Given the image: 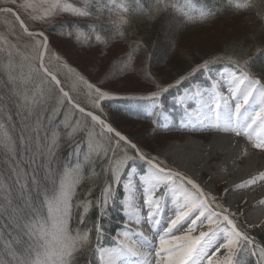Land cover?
Segmentation results:
<instances>
[{"label": "trees", "instance_id": "obj_1", "mask_svg": "<svg viewBox=\"0 0 264 264\" xmlns=\"http://www.w3.org/2000/svg\"><path fill=\"white\" fill-rule=\"evenodd\" d=\"M179 2L183 3L184 0H179ZM225 2L226 0H191L195 8L222 9L213 19L206 22H187L172 9L160 13L152 21L146 16H134L131 25L126 29L127 41L115 39L107 48L96 43H93L91 47L81 45L74 38L61 34L68 30L66 27L68 24H77L86 31L87 25L92 22L87 19L77 20L64 14L48 23H42L30 22L27 15L22 12L21 17L30 30H40L49 36V51L44 61L45 65L57 76L62 88L69 93L73 102L99 115L149 157H156L157 154L153 150L162 147L163 141L182 140L187 133L180 130L177 123L174 127L162 129L159 122V109L153 116H148L132 108V99L147 97L156 90L153 80L165 86L170 83L174 84L177 79L190 72L195 65L201 63L202 59L228 55L235 45L251 50L252 59L249 70L254 76L264 80V52L256 54L257 47H264V20L257 15L258 10H264V0H257L258 8L239 12L227 8ZM140 3L145 9L154 8L156 0H140ZM12 7L15 9L14 5ZM250 14L254 15L253 22L240 29L237 22H241L244 16ZM96 23L105 28L113 27L108 22L107 14ZM0 36L5 37L9 42L8 45L0 42V48L4 49L0 51V124L3 125V131L11 138L10 145L13 147V151H9L8 147L0 144V181L5 186V191L0 194L7 195V205L0 200V260L10 263L12 259L6 243L11 242L12 248L16 251L23 249L25 244L15 235L14 230L18 226L21 228L23 221L28 219H23L22 216V220L17 221L24 211L17 214L18 217L15 215L10 217V214L17 213L21 202H26L33 209L38 210L41 216L46 215L47 208L43 204L45 196H53L65 167L72 165V153L88 142L89 131L97 129L98 125L88 116L71 107L65 98L61 103V93L49 77L41 71H35L37 67L33 70L28 67L23 68L19 79H10L3 63L21 60L27 66L29 59L25 57L33 54L31 46L35 41L20 29L18 23L10 15L7 17L0 15ZM195 36L200 37L196 39ZM137 40H142L143 46L132 52L130 45L134 46ZM12 44L16 46L14 49L10 48ZM9 50L12 51L11 56L8 55ZM130 52L133 56L131 68L120 72L114 71L116 65L127 60ZM52 53L59 56L61 60L57 61ZM64 64L68 67H64ZM212 65L209 66L210 71L216 72L225 67L233 68L226 60ZM54 68L57 71H54ZM210 71L197 72L179 85L170 88L160 98L159 105L167 112L174 110L171 99L176 98L192 85L204 82ZM77 74L101 90L110 93L111 98L100 101L99 108L95 107L94 94L89 95V89L78 80ZM37 90L43 92V99L37 95L38 103L26 104L25 94L31 97ZM154 120L158 124L154 125ZM77 121L80 126L73 132L72 128ZM124 121L139 124L141 127L130 133L127 130L130 131L132 127ZM104 133L109 138L107 145L98 149L97 153L92 154L81 165L83 179L76 188L74 202L98 201L101 199L106 183H112L110 162H114L122 154V149L114 146V143L120 144L127 148L131 155H135L133 149L116 138H111L106 132ZM210 135L211 132L202 133L205 140L209 139ZM54 136L56 144L49 154L48 149L52 145ZM0 139H3L2 134H0ZM152 141H157L156 145ZM135 162L139 163L137 160ZM137 166L135 167L137 173L144 174L147 164L145 167L138 164ZM131 167L132 164L128 166L125 174L131 170ZM18 180L19 183H17ZM124 180L122 176L117 187L112 184L115 195L104 217L101 218L99 210L92 207L85 217L86 223L78 224V213L83 211L81 208L76 210L71 226L92 228L93 222L99 220L104 232L101 245L106 247L113 244V237L124 222L121 214L122 182ZM21 184H26V187L22 189ZM4 206H8V211L4 209ZM238 228L247 232L256 243L264 245V226L247 229L245 226L238 225ZM92 236L95 244L94 232ZM15 239L21 242L17 243ZM238 259L241 260V264H255V259L250 256L245 257L241 254ZM78 264H87V257L80 256ZM93 264H98L97 257Z\"/></svg>", "mask_w": 264, "mask_h": 264}, {"label": "snow or ice", "instance_id": "obj_2", "mask_svg": "<svg viewBox=\"0 0 264 264\" xmlns=\"http://www.w3.org/2000/svg\"><path fill=\"white\" fill-rule=\"evenodd\" d=\"M13 5L15 9L12 7ZM225 6L236 12L259 7L257 0H226ZM169 9L181 15L187 22L210 21L218 11L222 10L205 7L194 8L191 0H184L183 3H180L179 0H156L154 8L148 9L143 7L140 0H0V15L14 17L15 21L19 23L20 29L35 41L33 46L35 54L25 58L37 60L39 67L35 71H43L45 76L50 77L57 86L61 82L44 62L49 51L47 37L43 32L34 33L30 30L25 20L22 19L21 12L32 21L42 23H48L64 14L77 20L92 21L87 25L86 31L77 24H68L66 26L68 30L61 34L74 38L81 45L91 47L93 43H96L107 48L115 39L127 41L126 29L131 25L134 16H146L148 20L152 21L160 13L167 12ZM105 14H107L108 22L113 26L112 28H105L96 23ZM257 15L261 20H264V10H258ZM0 42L5 45L9 43L3 36H0ZM142 46V40L135 41L134 46L130 45L132 52ZM15 47L14 44L10 46L11 49ZM237 49L239 50L237 51ZM0 51H4V49L0 48ZM250 51V49L246 50L235 45L233 51L228 55L202 59L201 63L177 79L174 84L170 83L165 86L153 80L156 90L147 97H138V99L151 100L153 108L159 107L160 98L170 88L179 85L197 72H208L210 65L226 60L233 68L226 69V77L223 73L220 75L221 80L226 79L227 81L229 95H223L220 91L221 80L216 79H213L210 88L204 91L197 88L194 93L190 94L186 89L185 95L178 97V101L184 104L187 100L195 98L200 107L196 111L188 112L189 119L184 127L199 124L218 131L232 132L237 136H244L252 148L264 151V135H261V131H264V80L257 78L249 70L252 59ZM262 52H264V47L256 48V54ZM8 55H12L11 50L8 51ZM52 56L57 61L61 60L55 53H52ZM132 59L133 56L130 52L127 60L116 65L114 71L130 69ZM64 67L67 68V64H64ZM147 75L150 76L151 73H147ZM77 77L89 89V95L94 94L95 107L99 108L100 101L111 98L110 93L89 83L78 74ZM59 90L62 93L61 103H63V98H68V102L72 103L69 93L63 88ZM37 95L43 99V92L39 90L33 92L31 97L25 94L26 104L38 103ZM230 101H234V104ZM256 105H259L258 110ZM74 107L79 106L74 105ZM205 109L207 111H204ZM79 111L85 113L84 108H79ZM185 111L187 112V108ZM86 115L90 116L93 122L99 123L102 129H106L108 133L114 132L119 141L135 149V155H128L125 152L122 158L110 162L112 183H106L101 199L95 202L91 200L74 202L76 188L83 179L81 166L77 162L74 167H65L53 196H45L43 204L47 208V216H41L39 211L34 209L33 218L23 225L24 235L28 237L26 246L21 251H16L12 248L11 242L6 243L13 264H78L80 256L87 257V264H93L96 257H98L99 264H129L130 258L134 257L142 258L143 264H241V260L238 259L241 254L245 257H254L255 264H264V245L256 243L247 232L240 230L236 222L230 218L232 214L229 213V210L215 204L214 197L205 194L192 179L168 169L164 166V161H159L155 156L146 155L126 136L115 131L97 115L92 112H87ZM153 124L156 125L158 122L154 120ZM79 126V121H77L72 131L75 132ZM164 126L166 127V125ZM0 134L3 136V139H0V144H4L9 148V151H13V147L10 145L11 138L3 131L2 124H0ZM88 136L90 152L102 148L99 143L93 144L94 133L92 131H89ZM55 144L54 136L52 145L48 149L49 154ZM137 157L148 165L147 174L140 177L144 185L146 217L142 216L140 209L135 207L131 195L126 197L123 201L127 217L125 229L117 234L114 246L104 247L101 245L104 238L103 225L99 220L93 222L92 228H73L71 220L76 214V210L81 208L83 211L78 213V224L86 223L85 217L92 207L99 210L101 218L104 217L107 214V206L115 195L112 184H120L121 175L127 162L134 161ZM87 159L88 157L85 156V160ZM135 172L136 168L131 167L130 172L127 173L128 179L124 183V189L128 193L132 192V176ZM176 177H179V183L176 182ZM258 178L264 180V172L260 173ZM256 179L253 177L246 183H255ZM185 183L191 185V190L185 187ZM20 187L23 189L26 184H21ZM161 187L165 189V192L161 193L160 197H155L156 191ZM3 191H5V186L0 181V192ZM169 193L175 206L174 218L168 221L167 226L163 229V234H160L158 226L161 223L159 219L162 213L161 202ZM4 198L7 199V195ZM143 222L151 226L153 235L158 236V247H153L152 238L139 227L135 229L130 227V225L139 226ZM185 225L186 230L183 234H173L174 230H180ZM93 232L95 233V244L93 243ZM197 232L198 234H196ZM221 234H223L222 237ZM16 242L20 243L21 241L17 239ZM146 247L151 248L154 252V261L149 259L152 252L143 251ZM0 264H4V261L0 260Z\"/></svg>", "mask_w": 264, "mask_h": 264}, {"label": "rangeland", "instance_id": "obj_3", "mask_svg": "<svg viewBox=\"0 0 264 264\" xmlns=\"http://www.w3.org/2000/svg\"><path fill=\"white\" fill-rule=\"evenodd\" d=\"M193 7H194V5H193ZM27 18H28V20L30 22L32 21L28 16H27ZM253 20H254V15H252V14L246 15V16H244L241 19V22L240 21L237 22V24L239 25L238 27L240 29H242V28L250 25L253 22ZM45 34L47 35V33H45ZM163 36L165 37L166 35H163ZM47 37L49 39V36L48 35H47ZM199 37L200 36H195L196 39H199ZM40 39H43V38H40ZM34 43H32V46H31V49H32L31 52L33 54L32 55L28 54L27 57H31V56H33L35 54L34 51H33ZM92 52L95 53L97 51H92ZM45 59H46V56H45ZM3 66H4V69H5V72L8 74V77L10 79H14V78H18L19 79L23 68L27 69V67H28V69L33 70L35 67H37V68L39 67V62L37 60H34V59H29V63L26 66L24 64V62L21 61V60H19L18 62L7 61V62L3 63ZM54 71H57L56 68H54ZM213 79H215V78H212L209 81L208 76H206V78L204 79L205 84H208V82H209V84H210L209 85V88L211 86V82H212ZM22 81H24V80H22ZM132 101L133 102L131 104H132V108L133 109L138 110V111H142V112L146 113L148 116L154 115L153 113H155L157 111V109H159V114H160L159 119H160V122L163 125V126L161 125L162 126V129H167V128L174 127L175 126V123H177L178 124V127L181 128L180 130H182V131H184L186 133H190L191 131L194 133V135H192V136H189V135L188 136H185L182 140H172V141H169V140H166L165 139L166 141H163L162 147L155 148L153 150L157 154L156 157L158 158V160L159 161H164V165L168 169H171V170H173L175 172H179V173L183 174L185 177L190 178L189 177V173H187L179 165H176L175 164V161H173L172 158L166 156L163 153V150L169 144H171L172 142H177V141H179V142H185L188 139L193 138V139H197L199 141H202L203 143H207V141L209 143V141L212 140V137H211V139L205 140L202 137V133H200L199 130H197L195 126L184 127V124L186 123L187 120L185 119L186 116L184 118L181 117L183 110L178 106V102L177 103L176 102H172L171 105H173L174 110L168 112V114H165L163 112L164 110L162 109L161 106L156 107V108H153L152 101L151 100H141V99L134 98V99H132ZM165 111H167V110H165ZM183 119H185L186 121H184ZM124 122H125V124L128 123V125H130L132 127V129H130V131L127 130L130 133H132L133 130H135L136 128L141 127V125H139V124H135V123H132L131 124L130 122H127V121H124ZM96 124L98 125V128L97 129L95 128L92 131L94 133L93 144L95 145L96 143H99L100 145H102V148H103L104 145L108 142L109 138L104 133L106 131H104L102 129V127L98 123H96ZM164 125H166V127ZM101 132L103 134H101ZM107 134L110 135L111 138L114 137L110 133H107ZM235 137H237V136L235 135ZM116 139L119 140L118 138H116ZM162 139L163 138H161V140ZM148 141H150V140H148ZM244 141H246V143L248 145V149L246 150L247 152H244L243 155L239 158V163L242 164V165H244L245 160H246V157H245L246 154L245 153H248V154H252L253 152H255L257 154L259 153L258 150L257 151L256 150L255 151L251 150V149H254V148H252V146L249 145L250 143H249V141L245 137H244ZM88 143H89V140H88V142L83 147H79V148L75 149V151L72 153V155H71V162H72L71 167H74L77 164V162H79V164L81 166L83 163H85L87 161V160H85V156H87L88 158H90L92 154L97 153V150L91 151V152L89 151ZM122 143H124V142H122ZM152 143L155 144V143H157V141H152ZM114 146H118V147H120V149H122L121 156L118 157L115 160H118V159L122 158L123 155L125 154V152H127L128 155H131L128 152L127 148L122 147L120 144L118 145L117 143H114ZM152 149H153V147H152ZM261 153L263 154L262 151H261ZM225 156L226 155H223L222 153H219L218 155H215V157H213L206 164L205 163H202V162H199V161L194 164V167L192 168V170L193 171H197V173H196L197 175L195 174V178L198 181V185L204 191L205 194H207L210 197H214L215 198V204H219L223 208H226V209L229 210V213L232 214L230 218L233 219L236 222L237 226L238 225L245 226L247 229L252 228V227H257V226H253V225H259V226H261L264 221H259L258 222V220L253 215L245 216V214L249 210H254L255 209V206L254 205H251V203L248 202V198L244 196V194H246V192L249 190V189L246 188L247 185H244V186L242 185L240 187H234V189H233L234 191L233 192L239 193V197H231V195H228L227 190L230 187V185L228 183V180L225 179V177H221V175H223V174L222 173H219L218 172V169H217L218 168L217 164H219V162L221 163V161L225 158ZM135 160L139 161V163H137L138 165H140L142 167H145L146 163L145 164H144V162L143 163H140V160L139 159H135ZM135 160L134 161H128L127 162V164H126V166H125V168L123 170V174L121 175V177L123 176V178H125V180L122 182V188H123V192H125V196H126V191L124 189V183L127 182V179H128L127 174H125L126 173L125 171L128 169V166L130 164H132V167H138L137 164H136V162H135ZM7 166L11 169V167H10L9 164H7ZM128 172H130V170ZM147 172H148V167H146V172H145L144 175H146ZM133 175H136L138 178H140L141 176H144V175H138V174H136V172ZM230 175L233 176V174H230ZM175 179H176V182L179 183V177H176ZM114 186L117 187V184H114ZM185 187H187L188 189L191 190V185H187L185 183ZM160 189L162 190L164 188L161 187ZM240 189H241V191H240ZM163 192H165V189L163 190ZM19 195H20V193H19ZM19 195H17V197H21ZM169 195L171 196L170 193H169ZM167 196H168V194H167ZM167 196H165L164 200H162V202H161V204H162V213H161V216L163 217L164 220H166L167 217H169L170 219L171 218H174V211H173L172 207H168V210L166 211V213H164V203L163 202H165V199H166ZM4 197L5 196H3V195L0 194V200L4 204L7 205V199H5ZM124 200H125V197H124L123 201ZM170 200H171L170 202H172V197H171ZM123 201H122V207H123L122 214H124L123 215V217H124V224H122L121 229L119 228L117 230L118 232L116 233V236L114 237V240L117 237V234L118 233H121L125 229L124 227H125V223H126V217H125V211H124ZM109 204H108V206H109ZM7 207L8 206H4V209L6 211H8L7 210ZM213 207H215V205H213ZM33 210L34 209L32 207H30L26 202H21V205L19 206L17 213L16 212H13V214L11 213L10 214V217H12L13 215H15L16 217H18L17 214H21L24 211L23 212L24 214L23 215L21 214V216L17 218V221H19V222L22 220V216H23V219L24 218H28L26 221H23V225H24L25 222H27L28 220L32 219L33 216L35 215V213H34ZM46 216H47V210H46V215H44L43 217H46ZM13 218H15V217H13ZM182 229L180 230V234L179 235L183 234L182 232H184L186 230V225ZM198 231H199V229H198ZM14 232L16 233L15 235L18 238H21V241H23L24 244H25V246H26L27 241H28V237L26 235H24L23 226L21 228H19V226H18L17 228H15ZM17 234H19V235H17ZM196 234H198V232ZM222 236H223V234H221V237ZM15 241H17V239H15ZM115 243L116 242H114V245H115ZM111 246H112V244H111ZM145 250H146V248H145ZM4 264H13V262L11 261L10 263H4ZM98 264H99V260H98Z\"/></svg>", "mask_w": 264, "mask_h": 264}, {"label": "bare ground", "instance_id": "obj_4", "mask_svg": "<svg viewBox=\"0 0 264 264\" xmlns=\"http://www.w3.org/2000/svg\"><path fill=\"white\" fill-rule=\"evenodd\" d=\"M221 73H224L226 77L227 72L223 71ZM220 74L217 75L216 80H221ZM220 91L225 96L229 95L227 91L226 79L221 80ZM230 103L234 104V101H230ZM199 107L200 106L198 105V108ZM258 107L259 105H256L257 110H258ZM247 148L248 146H246V144L243 141L234 139L233 136L230 135L229 133L227 134L224 133L218 136H214V138H212V140L209 141V143L208 142L203 143L202 141H199L193 138H190L185 142H179V141L172 142L163 150V153L166 156L172 158L173 161H175L176 165H179L182 169H184L187 173H189L190 179H192L197 184H198V181L195 178V174L197 173V171L192 170V168L194 167V164L198 161L206 164L213 157H215V155H218L219 153L226 155L225 158L221 161V163L219 162V164H217L218 166L217 169L219 173L223 174L221 175V177H225V179L228 180V183L230 185L228 189V195H231V192L234 191L233 190L234 187H240L242 185L243 186L247 185L246 186L247 189H250V188L256 189V192L255 193L253 192L254 194H250V195L244 194V196L245 197L253 196L254 198L262 197L261 199L262 205L256 206L255 208V211L257 212L256 219L259 222V221H264V180H260L258 178L259 174L264 172V159L260 157L258 154L252 153L251 155L247 157L244 165L240 164L239 158L243 155L244 152H247L246 151ZM230 174H233V176H231ZM253 177L257 178L255 183H252V184L246 183L252 180ZM132 185H133L132 192L131 193L126 192L125 199L126 197L131 195V198H132V201L135 207L139 208L141 211V215L146 217L147 206L144 204V199H145V196L143 194L144 185L141 182L140 178H138L136 175L132 176ZM169 198L171 199V196L168 194V196L165 199V202H163L164 203V213H166V211L168 210V207H172L174 211L175 206L172 202H170L171 200ZM160 221L161 223L159 226L164 225L162 218L160 219ZM130 227L133 229L139 227V229L144 231V233L146 234H149L150 232H152L151 226L147 224L146 222L141 223V225L139 226L130 225ZM177 231L178 230H174L173 234L178 235ZM132 260H135V259L130 258L129 264H133Z\"/></svg>", "mask_w": 264, "mask_h": 264}, {"label": "water", "instance_id": "obj_5", "mask_svg": "<svg viewBox=\"0 0 264 264\" xmlns=\"http://www.w3.org/2000/svg\"><path fill=\"white\" fill-rule=\"evenodd\" d=\"M18 23V22H17ZM18 25H19V23H18ZM34 33H39V32H43V31H40V30H37V31H33ZM44 33V32H43ZM44 35L47 37V35L44 33ZM47 40H48V37H47ZM43 72V71H42ZM50 78V77H49ZM58 79V78H57ZM50 80H51V78H50ZM59 80V79H58ZM54 84H55V82H53ZM55 86L58 88V90L60 89V88H62L61 87V84L59 85V86H57L56 84H55ZM60 91V90H59ZM65 91V90H64ZM61 93V92H60ZM62 94V93H61ZM70 97V96H69ZM66 100H67V102H68V98H66ZM72 100V99H71ZM69 103V102H68ZM69 105H71L75 110H77V111H79V108H82V107H80L79 105V107H74V105H77V104H75L73 101H72V103H69ZM80 112V111H79ZM87 112H89V111H87V110H85V113H82V114H84V115H86V113ZM81 113V112H80ZM94 114V113H93ZM94 115H96V114H94ZM87 116V115H86ZM90 119H91V117L90 116H88ZM99 117V116H98ZM100 118V117H99ZM101 119V118H100ZM102 120V119H101ZM105 122V121H104ZM97 123V122H96ZM106 123V122H105ZM107 125H109L108 123H106ZM110 126V125H109ZM112 127V126H111ZM113 128V127H112ZM114 129V128H113ZM106 132H107V130L106 129H104ZM115 131H117V130H115ZM110 134H112L113 136H115V133L113 132V133H110ZM116 137V136H115ZM118 138V137H117ZM129 140V139H128ZM133 144V143H132ZM129 147H130V145H128ZM134 150V152H135V149H133Z\"/></svg>", "mask_w": 264, "mask_h": 264}]
</instances>
